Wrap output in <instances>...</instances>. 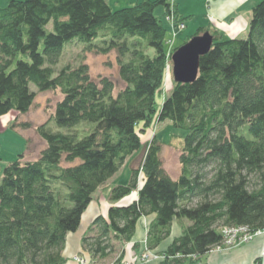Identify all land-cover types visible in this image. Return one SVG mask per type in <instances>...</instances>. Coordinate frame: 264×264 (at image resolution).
<instances>
[{"label":"trees","instance_id":"obj_1","mask_svg":"<svg viewBox=\"0 0 264 264\" xmlns=\"http://www.w3.org/2000/svg\"><path fill=\"white\" fill-rule=\"evenodd\" d=\"M159 5L166 12L171 6L168 0H142L112 10L106 0H8L0 8V117L28 113L36 92L61 95L48 122L35 127L45 144L39 157L21 155L3 168L0 264H65L66 238L77 232L93 195L142 148L139 135L156 115V95L171 65L166 29L153 14ZM211 34L195 80L174 81L156 115L157 123L169 121L186 133L178 177L166 173L154 136L128 183L109 195L112 204L135 192L137 199L111 205L81 239L91 264L111 256L115 242L129 243L138 223L151 216L148 251L169 237L174 220L188 222L158 264H200L220 245L221 227L264 229V0L252 8L244 39ZM73 40L85 52L115 51L120 91L109 77L93 80L83 62L56 71ZM50 121L68 132H52ZM80 123L87 124L83 135L72 130ZM17 127L30 128L18 119Z\"/></svg>","mask_w":264,"mask_h":264},{"label":"rangeland","instance_id":"obj_2","mask_svg":"<svg viewBox=\"0 0 264 264\" xmlns=\"http://www.w3.org/2000/svg\"><path fill=\"white\" fill-rule=\"evenodd\" d=\"M106 1H108L112 10H119L125 7H129L130 5L142 0H106ZM206 1L210 2V0H168V5L169 4L171 5V8L170 6L168 7V12H166L164 6L162 5L156 6L153 14L156 18L162 21L163 26L166 29V40H165L166 56L169 57L172 54L171 53L172 49L174 47H178L181 45L180 41H182L184 36L187 35L190 37L192 33H194L196 30H198V28L201 27H209L210 29H213V26L210 24L213 23V20L215 19H213L212 16L209 14ZM213 1H218V0H213ZM7 2L8 0H0V8L5 7ZM229 9H234V7L229 5L228 8H226V10ZM175 11L177 13L178 20L182 21L181 23L175 20L174 17ZM172 12H173V18H170V20H168L169 16L172 15ZM46 30L48 31L52 30L51 23L47 25ZM212 33L214 34L215 37L221 36V34H219L218 32H212ZM209 34L212 36L211 33ZM224 39H228V38L224 37ZM80 62H83L88 66L89 75L93 80L98 81L100 78L109 77L115 83L116 93L120 91V89H122L123 84L118 79V68L116 63L115 51H112L107 55L85 52L84 47L78 44L76 40H73L72 42L64 46L62 55L60 56L58 63L56 64V71L67 65L75 67ZM216 66H218L220 70L222 69L224 70V65L218 64ZM172 67L173 66L171 61L170 68H169V64L165 68V71L168 70L170 72L171 86L170 88L166 86L165 77H164L161 91L159 94L156 95V103H155L156 115L159 113L164 98L170 95L172 88L174 86ZM198 68H199V64H198ZM32 91L36 92V89L32 87ZM60 99H61L60 93L55 91L36 92L34 106L28 113L20 114L17 113L16 111H10L9 113L0 117V178L2 175L3 168L7 164L12 163L17 159H19V156L23 155L25 156V159L29 161L36 160L39 157V154L44 149L45 144L36 134L35 127L48 122L49 118L51 117V114L54 112L56 103ZM156 115L152 118L149 127L146 128V130L144 129V134L139 135L142 143V148L134 156L132 155L133 157L127 160L125 165L121 167L117 175L118 180L126 181L128 176L131 178V174L133 170L131 169V167L136 168L140 165L144 156L145 146L154 136L162 145L160 156L165 171L172 178H175L176 176L178 177L179 174L177 175L178 173L177 167L179 168V163H178L179 153L183 147V143H184L183 139L186 133L181 129L173 128L169 121L157 123ZM17 119L19 123H28L30 128L28 129H23L22 127L12 128V125ZM48 125L52 132L67 133L69 130L64 127H58L52 121H50ZM86 126L87 124L80 123L74 128H72V130L80 132L83 135L85 134V132L82 131L85 130ZM140 128L141 125H139V127L137 128L138 132ZM78 163L79 161L77 160L74 165ZM61 166L67 167L68 165L66 163H61ZM210 168L211 166L207 167L206 169L207 173H210L211 171ZM142 178L143 176L140 175L139 188L141 186ZM135 193L137 194V192ZM142 220L143 221L139 222L141 224H139V227L136 229L133 239L129 243L119 244L118 242H115L113 248L114 251L112 255L103 261L98 260L94 264H116V261L119 258L121 252H123L124 258L120 264H158L162 260L160 258L161 254L171 245L172 242L164 250L159 248L163 244L169 242L170 237L172 238L173 236H178V235H179L178 237H180L182 232L180 231L181 234H179L177 223L183 222V224H185L184 222H187L185 220L183 221L174 220L172 222L169 237L165 241H163L155 251H151V250L148 251L146 248V238L148 235V229H149L148 227L152 221L150 222L148 218H146V220L145 218H143ZM185 226L186 225L181 226L180 228H183ZM239 227H241L242 229L243 228H248V229L247 231L240 230L241 231L240 234L234 238L231 237L232 235L230 234L228 235L227 233L225 238L224 231L226 232V230H229L230 228L238 229V226H232V227L225 226L219 228V233L221 234L222 237L220 241V245L211 249V251L208 254L210 255L212 254L216 255L221 253L226 254L238 248L249 245L258 238L264 239V229L253 231L247 226L241 225ZM141 236H143V239L141 238ZM136 245L138 249H134ZM79 254L77 255L73 254V256H70L69 258L65 257L66 259L65 264H91L90 261L86 259L87 256L85 255L80 256ZM80 257L85 258L86 262H83L82 261L83 259L80 260L81 259ZM257 261L258 264H260V260L258 259ZM257 261L255 262V264L257 263ZM200 264H205V263L201 261Z\"/></svg>","mask_w":264,"mask_h":264},{"label":"crops","instance_id":"obj_3","mask_svg":"<svg viewBox=\"0 0 264 264\" xmlns=\"http://www.w3.org/2000/svg\"><path fill=\"white\" fill-rule=\"evenodd\" d=\"M259 1L260 0H218V1L210 0V2L206 1L209 14L212 16L213 19H215L213 20V23L215 25L213 23L210 24L213 26V29H210L209 27H201V28L207 29L210 33L218 32L219 34H221L222 37L228 39H242L246 36V33L249 28V24L251 22L252 8L256 4H258ZM106 2L108 3V1ZM229 5L234 7V9L226 10V8H228ZM194 33H192V35ZM188 37L189 36L187 35L184 36L182 41H180V43L182 44L183 41ZM164 77H165L166 86L170 88L171 75L168 70L165 71ZM133 156H131L127 160L131 159ZM127 160L125 161V163L127 162ZM131 169H135V167L133 168L131 167ZM177 170H178L177 173L178 175L179 174L178 167ZM117 175L118 173L113 178H111L107 183H105L101 188H99L98 191L93 195V200L89 204L86 211L84 212L77 232L68 235L66 238L65 251L63 253L64 257L69 258L70 256H73V254L75 255L79 253H81L79 255L84 254L80 245L81 238L84 236L87 228H89V226L91 225V223L94 221L95 218H97L98 216H102V217L107 216L108 209L111 205L127 206L137 199V194L132 193L131 195H129V197H125L124 199L120 200L115 204H112L109 201V195L112 188L116 187L117 185H126L130 179V177L128 176L126 181L123 180L121 181L118 180ZM153 218L154 216L148 217V220L151 222ZM184 223L185 224H183V222L177 223L179 234H181L182 232V228L180 227L184 225H188V222H184ZM139 224L141 223H138L136 229L139 227ZM178 236H173L172 238L170 237L169 242L163 244L159 249L162 250L166 249L167 246L170 245L172 240H174ZM141 238L143 239V236H141ZM258 259L260 260V264H264L263 238L262 239L258 238L253 243L238 248L226 254H222V253L216 255L208 254L204 257L203 262L205 264H255V262Z\"/></svg>","mask_w":264,"mask_h":264},{"label":"water","instance_id":"obj_4","mask_svg":"<svg viewBox=\"0 0 264 264\" xmlns=\"http://www.w3.org/2000/svg\"><path fill=\"white\" fill-rule=\"evenodd\" d=\"M213 39L208 33L192 39L178 48L172 55V76L177 83H191L195 80L198 71L199 58L207 54L212 46Z\"/></svg>","mask_w":264,"mask_h":264},{"label":"built area","instance_id":"obj_5","mask_svg":"<svg viewBox=\"0 0 264 264\" xmlns=\"http://www.w3.org/2000/svg\"><path fill=\"white\" fill-rule=\"evenodd\" d=\"M170 18H173V15H171L170 16ZM170 18H168V20H170ZM247 229L248 228H241V227H239L238 226V229H232V228H230L229 230H226V232L224 231V235H225V238H226V233L229 235H232L231 237H236L237 235H239L240 234V232L242 231V230H245V231H247ZM241 230V231H240Z\"/></svg>","mask_w":264,"mask_h":264},{"label":"bare ground","instance_id":"obj_6","mask_svg":"<svg viewBox=\"0 0 264 264\" xmlns=\"http://www.w3.org/2000/svg\"><path fill=\"white\" fill-rule=\"evenodd\" d=\"M170 8H171V6H170ZM172 15H173V12H172ZM165 18H166V17H165ZM169 18H170V16H169ZM205 33H208V34H209L210 32H209L208 30H206ZM205 33H203L202 35H204ZM202 35H201V36H202ZM199 37H200V36H194V35H193L192 37L190 36V37L186 38L185 40H188V42H190L192 39L199 38ZM188 42H187V43H188ZM187 43H186V44H187ZM184 45H185V44H184ZM182 46H183V45H182ZM173 54H174V53H173ZM173 54H172V55H173ZM170 57L172 58V56H169V57L167 56V59H169Z\"/></svg>","mask_w":264,"mask_h":264}]
</instances>
